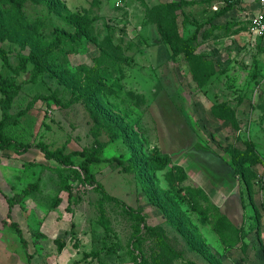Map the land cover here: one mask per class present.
<instances>
[{"label": "rangeland", "instance_id": "374dc122", "mask_svg": "<svg viewBox=\"0 0 264 264\" xmlns=\"http://www.w3.org/2000/svg\"><path fill=\"white\" fill-rule=\"evenodd\" d=\"M258 2L0 0L12 68L39 53L63 104L39 101L10 134L67 154L103 145L104 158L137 166L90 169L145 216L146 264H264V38L250 31ZM0 74L28 79L1 59ZM41 90L27 85L21 100ZM74 161L82 171L83 158ZM136 226L40 150L0 152V264H133Z\"/></svg>", "mask_w": 264, "mask_h": 264}, {"label": "trees", "instance_id": "16d2710c", "mask_svg": "<svg viewBox=\"0 0 264 264\" xmlns=\"http://www.w3.org/2000/svg\"><path fill=\"white\" fill-rule=\"evenodd\" d=\"M230 10L231 6L222 8L220 12L215 15L214 19L224 16ZM3 26L4 23L1 22L0 17V28H2ZM82 38L83 33L80 28H78L73 36V41H80L82 40ZM0 59L7 69L13 70L17 78L21 76H28L27 80L18 82L16 78L8 81L3 77L2 74H0V93L2 96L0 100V106L2 109V119L0 120V152L12 151L17 155H24L31 148H36L40 150L46 158L55 160L57 163L64 167L71 168L72 174H74L78 179L85 181L88 185L100 192L104 199L109 201H116L122 204L124 212L128 216H131L137 220L135 233L133 238L131 239V259L133 261V264H146L145 254L142 250L144 230L147 227L145 216L141 212L129 207L124 202L110 196L105 191L104 187L98 182L95 175L90 169L91 165H100L102 163L108 162L112 164L116 163L117 165L122 166L125 172L132 173L137 171V166H135L134 164L127 165V161L120 157H113L110 159L104 158L103 145H101L99 148H85L82 151H76L67 154L66 147L51 149L50 146L44 142L33 144L20 141L12 136L10 134V130L17 125L20 118L26 117L31 109H33V107L39 101H42L43 103L53 101L56 105L59 106H62L63 104L61 102V99L53 92V90L47 85L45 81L48 67L39 53L33 51L28 55H22L20 57L19 68L16 70L12 68L10 57L7 51L2 48H0ZM27 85H32L34 87L42 86L43 90L36 92L32 96V98L29 99V101L24 102L25 100H21V95ZM20 101H23L24 103H19ZM16 104L20 106V110L18 112H13ZM24 105L25 107H23ZM75 156H80L84 160L83 164L80 166V169L82 171L73 168L75 165ZM166 164L167 161H164L160 167H164ZM67 189L69 190V186H67ZM18 198L19 197L17 196L11 198L6 197L10 206V217L12 208L19 200ZM11 227L16 229L18 234L22 236V232L17 223H12ZM105 227L107 229L109 228V226L106 224Z\"/></svg>", "mask_w": 264, "mask_h": 264}, {"label": "built area", "instance_id": "2783aa9c", "mask_svg": "<svg viewBox=\"0 0 264 264\" xmlns=\"http://www.w3.org/2000/svg\"><path fill=\"white\" fill-rule=\"evenodd\" d=\"M260 9L253 20V25L250 29L254 37L264 38V0H259Z\"/></svg>", "mask_w": 264, "mask_h": 264}, {"label": "crops", "instance_id": "0c3cea01", "mask_svg": "<svg viewBox=\"0 0 264 264\" xmlns=\"http://www.w3.org/2000/svg\"><path fill=\"white\" fill-rule=\"evenodd\" d=\"M257 9H258V11L257 12H259V9H260V4H259V2H258V4H257ZM230 12V11H229ZM229 12H228V14H229ZM226 15V14H225ZM225 15L224 16H222V17H225ZM257 15V14H256ZM222 17H219L218 19H222Z\"/></svg>", "mask_w": 264, "mask_h": 264}]
</instances>
